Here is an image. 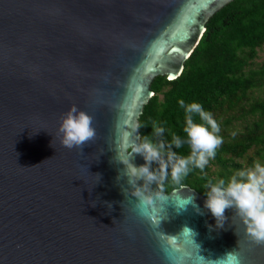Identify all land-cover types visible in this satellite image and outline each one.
Segmentation results:
<instances>
[{
    "label": "water",
    "instance_id": "obj_1",
    "mask_svg": "<svg viewBox=\"0 0 264 264\" xmlns=\"http://www.w3.org/2000/svg\"><path fill=\"white\" fill-rule=\"evenodd\" d=\"M229 1L0 0V264H207L201 256L232 249L241 264H264V244L240 216L227 210L217 228L206 196L189 185L181 191L202 214L191 205L176 212L179 186L161 192L170 197L166 213L140 216L114 159L153 95L152 80L180 74L208 19ZM71 105L97 130L83 153L60 143ZM132 162L145 163L139 154ZM184 225L198 233L200 253L178 235Z\"/></svg>",
    "mask_w": 264,
    "mask_h": 264
},
{
    "label": "trees",
    "instance_id": "obj_2",
    "mask_svg": "<svg viewBox=\"0 0 264 264\" xmlns=\"http://www.w3.org/2000/svg\"><path fill=\"white\" fill-rule=\"evenodd\" d=\"M263 45L264 0H231L208 19L176 79L157 75L151 82L153 95L138 118L141 136L169 144L176 134L186 141L185 113L178 103L181 99L186 104L200 103L220 125L223 144L215 158L203 173L193 169L182 181L203 195L209 191V179L227 181L251 168L255 160L264 163V58L257 61ZM194 119L201 122L198 116ZM153 121L165 129L161 136L155 135ZM172 150L178 155L190 154L187 143ZM156 167L153 162L152 168ZM175 187L179 185L169 178L162 190L169 192Z\"/></svg>",
    "mask_w": 264,
    "mask_h": 264
},
{
    "label": "clouds",
    "instance_id": "obj_3",
    "mask_svg": "<svg viewBox=\"0 0 264 264\" xmlns=\"http://www.w3.org/2000/svg\"><path fill=\"white\" fill-rule=\"evenodd\" d=\"M178 103L185 113L183 131L187 136L186 141L172 134L169 144L163 140L153 142L148 135H139L140 125L135 124L131 127L132 131L124 133L122 142L118 141L115 150L114 159L124 165V177H127L129 185L127 188L121 187L125 199L129 194L135 197L134 209L140 216L148 219L157 216L156 213L160 211L166 213L164 205L169 202L170 197L161 194L163 182L170 178L171 183L180 186V191L185 189L182 181L187 175L193 169H199L203 173L209 161L215 158L217 150L223 144V137L219 134L220 125L211 112L206 111L198 102L186 104L181 99ZM196 116L201 122L195 121ZM151 126L156 136H161L165 131L156 121H153ZM117 127L119 128V125ZM58 132L60 143L65 148L70 150L76 148L80 153H83L85 145L97 139L93 116L78 109L76 105H71L61 117ZM133 133L137 134L133 136ZM232 135L235 136V133ZM184 143L190 146L189 155H178L172 150L173 146L181 148ZM134 154L141 155L145 163L135 165L132 162ZM153 162L158 165L155 169L152 168ZM35 166L38 165L31 167ZM95 175L100 181V174ZM118 179L120 174L117 176ZM137 181L142 183L138 184ZM153 183L157 185L155 190L151 188ZM207 186L209 191L205 194L204 206L215 218L216 227H224V222L228 219L225 212L232 209L242 219L252 241L257 245L264 244V163L255 160L251 168L238 172L227 181L223 178L216 179L215 182L209 179ZM181 192L183 194H178L175 198L171 197L176 212L179 214L186 211L191 205L197 213L202 214L199 206L195 204V196L191 192ZM105 204L112 209L111 202H105ZM92 206L95 205L92 204ZM160 220L159 217V222ZM116 221L117 219L113 218V224ZM178 235L182 236L185 243L194 251L200 253L201 246L195 240L198 235L195 230L184 225ZM173 237L176 238L175 235ZM201 259H206L207 264H241V256L236 249L227 251L215 259L203 256Z\"/></svg>",
    "mask_w": 264,
    "mask_h": 264
},
{
    "label": "rangeland",
    "instance_id": "obj_4",
    "mask_svg": "<svg viewBox=\"0 0 264 264\" xmlns=\"http://www.w3.org/2000/svg\"><path fill=\"white\" fill-rule=\"evenodd\" d=\"M264 58V45L258 50L257 61H260Z\"/></svg>",
    "mask_w": 264,
    "mask_h": 264
},
{
    "label": "snow or ice",
    "instance_id": "obj_5",
    "mask_svg": "<svg viewBox=\"0 0 264 264\" xmlns=\"http://www.w3.org/2000/svg\"><path fill=\"white\" fill-rule=\"evenodd\" d=\"M201 35H203V30L201 31ZM187 55H191V53L189 52ZM181 71H182V69H181ZM178 75H179V73H176L175 75L170 74L168 76V80L172 81V80L176 79V76H178Z\"/></svg>",
    "mask_w": 264,
    "mask_h": 264
}]
</instances>
